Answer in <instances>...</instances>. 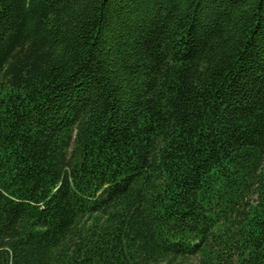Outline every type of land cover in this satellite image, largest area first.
<instances>
[{"label":"trees","instance_id":"1","mask_svg":"<svg viewBox=\"0 0 264 264\" xmlns=\"http://www.w3.org/2000/svg\"><path fill=\"white\" fill-rule=\"evenodd\" d=\"M0 264H264V0H0Z\"/></svg>","mask_w":264,"mask_h":264}]
</instances>
